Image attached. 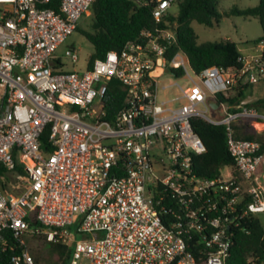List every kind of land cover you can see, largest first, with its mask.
Segmentation results:
<instances>
[{
	"label": "built area",
	"instance_id": "obj_1",
	"mask_svg": "<svg viewBox=\"0 0 264 264\" xmlns=\"http://www.w3.org/2000/svg\"><path fill=\"white\" fill-rule=\"evenodd\" d=\"M53 1L0 0V163L14 174L0 184V245L9 232L18 239L14 264H36L27 242L35 235L71 245L70 264H227L242 219L264 213L261 144L238 138L233 123L247 118L264 132V109L260 98L224 101L215 119L200 107L264 79V41L242 52L239 67L198 73L185 52L169 56L176 30L157 27L92 67L68 70L56 51L96 0ZM175 1L156 0L155 18ZM68 54L78 61L74 48ZM172 68L187 85L161 96L174 84L161 86L157 73L175 75ZM114 78L126 96L110 120ZM195 116L226 126L241 180L231 168L215 177L195 171L194 156L206 150ZM167 192L180 210L164 204ZM164 210L175 213L167 224Z\"/></svg>",
	"mask_w": 264,
	"mask_h": 264
},
{
	"label": "trees",
	"instance_id": "obj_2",
	"mask_svg": "<svg viewBox=\"0 0 264 264\" xmlns=\"http://www.w3.org/2000/svg\"><path fill=\"white\" fill-rule=\"evenodd\" d=\"M53 2L57 7L61 0ZM175 3L178 10L176 12L169 10L158 21L153 13L156 0H96L91 6L93 16L91 29H83L80 24L76 28L95 48L87 66L92 67L96 58L105 57L109 51H121L129 41L139 39L143 30L157 27L176 30L178 41L172 45L169 56L171 57L179 50L185 52L192 68L198 73L212 66L239 67L241 65L242 51L238 42L231 39L199 42L198 35L192 25L194 21L211 27L218 25L223 17V13L219 10V0H176ZM227 14H239L245 17L257 16L260 19L263 33L251 43L253 45L264 41V0H259L256 6L244 8L234 6ZM172 71L176 77L183 74L182 69L172 68ZM250 87V84L236 87L229 96L218 93L214 100L218 104L224 101L231 104L239 103L247 98ZM125 96L126 91L121 81L116 78L110 80L105 98L107 111L105 117L107 119H113L116 112L125 106ZM255 103L264 109V98L256 100ZM191 121L195 131L206 145V150L203 153L194 156L195 171L203 177H215L221 174L223 168L229 166L235 178L241 180L236 161L228 148L226 126L211 123L201 116H195ZM233 126L238 138L259 141L261 152L264 153V132L256 131L247 118H240L233 123ZM43 146L51 150L47 132L43 136ZM18 170L23 172L21 167H18ZM13 179L14 174L0 163V184L7 185L8 181ZM163 202L180 210L176 200L169 197V192ZM173 211L164 210L161 213L164 223L167 224L174 219ZM31 223L35 226L39 225L37 220H32ZM234 232L233 245L227 264H264V225L260 217L252 214L245 216L240 228ZM4 240L0 245V264H14L12 258L22 252L23 246L10 232ZM49 244L57 260H62V264L70 262L71 245L56 242H49ZM34 257L38 264L40 258Z\"/></svg>",
	"mask_w": 264,
	"mask_h": 264
},
{
	"label": "rangeland",
	"instance_id": "obj_3",
	"mask_svg": "<svg viewBox=\"0 0 264 264\" xmlns=\"http://www.w3.org/2000/svg\"><path fill=\"white\" fill-rule=\"evenodd\" d=\"M143 1V0H139ZM259 0H219V10L223 13L222 20L218 25L207 26L197 21L193 22V27L198 35L199 42L204 41H222L224 39H231L238 42L240 50L246 53L252 45L251 41L259 38L263 33V28L260 19L257 16L245 17L239 14H227V12L234 6L250 7L256 6ZM178 6L174 3L170 7V11L176 12ZM93 23L92 13L83 15L79 24L83 29H91ZM74 48L79 55L78 61H73L72 57L68 54L70 49ZM95 48L93 44L86 38L80 31H73L69 37L58 47L56 54L61 57L65 63L64 67L68 70H85L88 65L89 58L94 53ZM160 85L174 84L165 92L161 91V96L174 97L179 95V90L176 82L182 86L187 85V79L183 77H176L174 74L159 71L157 73ZM168 93V94H166ZM248 99L264 98V79L259 83L253 84L247 95ZM200 109L212 118L221 119L224 113L215 111L214 109L206 110L204 106ZM230 167L223 168V173L227 174ZM264 187V178H262ZM262 224L264 225V213L260 215ZM30 252L34 256L40 258L38 264H62V260H57L53 254L49 242L43 236L27 237ZM70 264V262H68Z\"/></svg>",
	"mask_w": 264,
	"mask_h": 264
},
{
	"label": "water",
	"instance_id": "obj_4",
	"mask_svg": "<svg viewBox=\"0 0 264 264\" xmlns=\"http://www.w3.org/2000/svg\"><path fill=\"white\" fill-rule=\"evenodd\" d=\"M209 104L213 109H216L218 106V103L214 99H210Z\"/></svg>",
	"mask_w": 264,
	"mask_h": 264
}]
</instances>
